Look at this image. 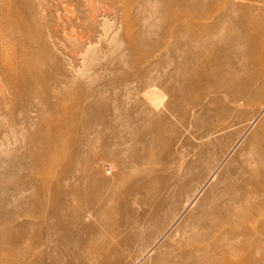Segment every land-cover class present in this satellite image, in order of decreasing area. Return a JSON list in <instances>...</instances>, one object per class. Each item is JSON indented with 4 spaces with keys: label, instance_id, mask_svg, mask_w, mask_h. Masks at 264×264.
<instances>
[{
    "label": "rangeland",
    "instance_id": "374dc122",
    "mask_svg": "<svg viewBox=\"0 0 264 264\" xmlns=\"http://www.w3.org/2000/svg\"><path fill=\"white\" fill-rule=\"evenodd\" d=\"M262 43L264 0H0V264H264Z\"/></svg>",
    "mask_w": 264,
    "mask_h": 264
},
{
    "label": "bare ground",
    "instance_id": "6f19581e",
    "mask_svg": "<svg viewBox=\"0 0 264 264\" xmlns=\"http://www.w3.org/2000/svg\"><path fill=\"white\" fill-rule=\"evenodd\" d=\"M243 25H244V22H243ZM254 25L255 24H253V26ZM257 40H258L257 35L250 36V37L247 38V43L249 45L250 44H254L255 42H257ZM262 46L263 47L260 48L259 53H258V57L256 59L253 57V55H251V59L250 60L256 61V68L253 69V68L250 67V69L252 71H250V69H248V72H247V70L245 72H243V76H242L243 84L240 85V86H238L239 85L238 84L237 85L238 90L236 92H232L233 94L231 93L233 95V98H232L233 101L237 100L239 98V95L242 94L245 89H248L247 86L251 82V80H256L257 78H259L261 75L264 74V43H262ZM216 56H217V53L212 51V54H210L209 57H207L206 59H207V61L211 62L212 60H216L215 59ZM256 136H260L259 142L257 143V146H258L257 149H259V150H257V154L260 155L259 159H264V121H262V123L259 124L252 131V134L250 136V138H251L250 141L256 139L255 138ZM260 176H262V178H264V162H263L262 166L259 168L258 171H256V170L254 171V175L251 176V180L258 182V178ZM254 183H256V182H253V184ZM256 189H260V190L264 191V181L263 182H259Z\"/></svg>",
    "mask_w": 264,
    "mask_h": 264
}]
</instances>
